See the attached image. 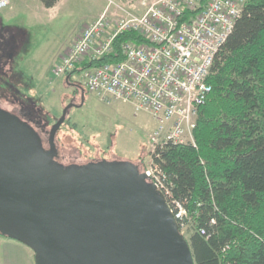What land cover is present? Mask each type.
<instances>
[{
  "label": "trees",
  "instance_id": "1",
  "mask_svg": "<svg viewBox=\"0 0 264 264\" xmlns=\"http://www.w3.org/2000/svg\"><path fill=\"white\" fill-rule=\"evenodd\" d=\"M41 2L51 7L57 0ZM127 39L144 41L134 31L122 30L112 40L114 48ZM15 43L14 30L0 24V75L7 71ZM120 58L110 54L84 62L66 77ZM208 82L211 91L192 129L195 146L170 143L158 148L153 160L165 174L171 195L187 211L184 239L195 264H264V0L246 1L214 58ZM9 97L16 107L0 108L31 126L47 148L41 123L46 112L25 95ZM59 158L57 153L54 161L65 167L85 164Z\"/></svg>",
  "mask_w": 264,
  "mask_h": 264
},
{
  "label": "water",
  "instance_id": "2",
  "mask_svg": "<svg viewBox=\"0 0 264 264\" xmlns=\"http://www.w3.org/2000/svg\"><path fill=\"white\" fill-rule=\"evenodd\" d=\"M72 105L51 125L47 148L0 109V234L29 246L35 264H195L163 196L135 164L54 161Z\"/></svg>",
  "mask_w": 264,
  "mask_h": 264
},
{
  "label": "built area",
  "instance_id": "3",
  "mask_svg": "<svg viewBox=\"0 0 264 264\" xmlns=\"http://www.w3.org/2000/svg\"><path fill=\"white\" fill-rule=\"evenodd\" d=\"M246 1L134 0L123 9L112 34L101 37L112 20L103 14L81 29L51 67L53 75L64 76L84 62L121 55L116 61L83 67L72 75H79L84 90L102 102H128L134 111H144L154 119L156 126L147 138L150 160L142 172L163 196L180 231L187 226L183 220L187 211L171 195L153 156L170 143L195 146L192 129L211 91L208 77L214 58ZM9 3L0 0V9ZM135 8L140 12L135 13ZM122 30L134 31L144 41L122 40L115 49L112 40Z\"/></svg>",
  "mask_w": 264,
  "mask_h": 264
},
{
  "label": "rangeland",
  "instance_id": "4",
  "mask_svg": "<svg viewBox=\"0 0 264 264\" xmlns=\"http://www.w3.org/2000/svg\"><path fill=\"white\" fill-rule=\"evenodd\" d=\"M132 1L60 0L50 15L39 3L43 9L38 10L35 19H29L24 12L4 19L1 13L7 7L0 9L1 26L13 29L16 34L7 71L0 75V105L9 110L16 107L9 101L12 100L9 95H25L35 101L46 112L47 119L41 123L45 126L42 135L47 140L49 129L61 115L62 108L73 102L55 135L62 162L88 163L86 161L99 158H123L133 164L139 163L137 168L142 171L150 160L147 138L156 123L148 113L136 112L130 103L121 100L102 102L96 94L85 90L81 99V93L75 92L82 86L79 75L67 78L51 72L59 54L86 24L103 14L111 16L112 20L101 36L107 37L116 30L117 19ZM34 9L32 6L30 10ZM138 12L140 9L135 8V13ZM180 233L186 238L188 227L184 226Z\"/></svg>",
  "mask_w": 264,
  "mask_h": 264
},
{
  "label": "crops",
  "instance_id": "5",
  "mask_svg": "<svg viewBox=\"0 0 264 264\" xmlns=\"http://www.w3.org/2000/svg\"><path fill=\"white\" fill-rule=\"evenodd\" d=\"M59 1L60 0H57L55 5L51 7H46L42 4L41 0H11L6 10L1 13V16L4 19H11L15 14L24 12L26 16H29V19H35L37 18L38 10L43 8L45 12H48V15L52 14V8L56 7ZM32 6L35 7L34 10H30ZM72 36L73 30L71 38H73ZM70 42L67 44V46L70 44ZM0 264H35L34 252L24 243L16 239L0 235Z\"/></svg>",
  "mask_w": 264,
  "mask_h": 264
},
{
  "label": "flooded vegetation",
  "instance_id": "6",
  "mask_svg": "<svg viewBox=\"0 0 264 264\" xmlns=\"http://www.w3.org/2000/svg\"><path fill=\"white\" fill-rule=\"evenodd\" d=\"M75 92L77 93V95H80V90H79V92H78V90H75ZM99 159H102V158H99Z\"/></svg>",
  "mask_w": 264,
  "mask_h": 264
}]
</instances>
